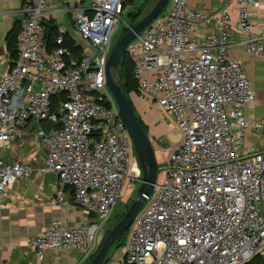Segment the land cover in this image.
<instances>
[{
	"label": "built area",
	"instance_id": "2783aa9c",
	"mask_svg": "<svg viewBox=\"0 0 264 264\" xmlns=\"http://www.w3.org/2000/svg\"><path fill=\"white\" fill-rule=\"evenodd\" d=\"M126 0H23L8 70L0 77V198L13 182L29 179L28 162H7L2 150L31 121L45 152L39 168L56 177V202L94 215L75 224L58 219L40 230L30 248L80 250L87 262L99 250L127 180L142 177L132 137L109 89L106 66ZM236 26L248 55L264 57V34L254 31L261 0H235ZM86 41L82 58L66 45L70 30ZM218 33L193 38L214 13L169 0L164 11L132 40L141 97H151L174 120L178 145L165 173L135 217L118 264H243L264 254V150L241 154L248 130L264 138V118L246 113L254 92L243 63L231 53L233 19L225 1L217 11ZM58 24L57 45L48 50L45 22ZM78 41V40H77ZM81 44L80 41H78ZM22 90V99L16 93ZM62 95V96H61ZM59 98L55 110L54 99ZM53 120L45 133L41 124ZM149 200V199H148ZM0 264H12L0 261Z\"/></svg>",
	"mask_w": 264,
	"mask_h": 264
},
{
	"label": "crops",
	"instance_id": "0c3cea01",
	"mask_svg": "<svg viewBox=\"0 0 264 264\" xmlns=\"http://www.w3.org/2000/svg\"><path fill=\"white\" fill-rule=\"evenodd\" d=\"M157 1L139 0L141 4H151L152 7ZM225 1L230 4V14L233 19L231 38L234 45L230 51L243 63L254 92V99L248 104L246 113L254 118H264V57L246 53L244 44L246 36L236 26L238 9L235 0H190V5L201 8L208 13H216L215 20L197 26L192 37L202 39L213 33H218L217 11ZM22 2L23 0H0V77L8 70L14 53L16 29L23 17ZM68 19L64 13L59 16V20L66 23H68ZM252 19L254 31L264 34V0H261V5L255 10ZM74 38L85 45L79 37L75 36ZM132 97L136 99L135 95ZM16 98L22 99V90L16 93ZM140 108L143 110L141 113L143 119L147 120L148 115L144 114L146 112L142 107ZM158 125L153 123L149 127L154 131ZM38 127L36 123L31 121L23 128L21 135L1 152V157L5 161L28 162L34 166L36 171L29 179L13 182L11 193L6 200L0 198V261H7L12 264H86L88 261H83V253L80 250L49 249L45 251L44 258L39 259L30 248V240L55 220L64 219L69 224H75L83 218L92 219L94 217V215L89 216L86 210L72 203L70 188H67L65 193L70 204L62 207L56 202V177L50 173L43 174L39 170L44 164L45 152L37 134ZM158 136H163L167 142V147L162 149L167 150V152H171L181 138L176 127L172 130L166 128ZM263 150L264 138L253 130H248L240 153L247 154ZM106 234L107 232L99 235L100 244ZM123 254L118 257L108 254V259L104 264H118Z\"/></svg>",
	"mask_w": 264,
	"mask_h": 264
},
{
	"label": "water",
	"instance_id": "95a60500",
	"mask_svg": "<svg viewBox=\"0 0 264 264\" xmlns=\"http://www.w3.org/2000/svg\"><path fill=\"white\" fill-rule=\"evenodd\" d=\"M168 2L169 0H158L147 14L124 32L116 41L108 58L106 66L107 84L129 129L135 151L141 164L142 177L140 178L141 186L139 187L137 197L130 204L123 217L107 233L100 244L98 252L89 264L105 263L113 244L123 233L128 231L135 217L153 194L159 173L164 169V166L160 165L157 160L151 139L138 118L132 100L128 98L122 86L115 79L113 70L124 57L128 44L134 40L137 35L141 34L145 28L164 11ZM54 126L55 122L53 120H48L41 124V128L45 133H49ZM261 264H264V261Z\"/></svg>",
	"mask_w": 264,
	"mask_h": 264
},
{
	"label": "rangeland",
	"instance_id": "374dc122",
	"mask_svg": "<svg viewBox=\"0 0 264 264\" xmlns=\"http://www.w3.org/2000/svg\"><path fill=\"white\" fill-rule=\"evenodd\" d=\"M137 6H139L138 3L135 6L133 4H130V6L128 5L126 7V11H125V14H124V19H125L126 22H129L128 21V17H127V13L129 11L133 10V8H135ZM151 9H152V5L151 4H149V5L145 4L144 12L140 16L139 19H141L145 14H147ZM124 26H126V24L123 23V22H121L119 24V27H118V29L116 31V34H115L114 38H113V46L116 43V41L124 33ZM68 28H69L70 33L72 35H75L76 37H79L81 39L80 35L76 31H74V29H72V26L69 23H68ZM83 42L86 44V41L83 40ZM113 74H114L115 79L119 82V84L123 83V80H121V68L120 67L116 68L113 71ZM134 95L136 96V99H134L132 97ZM130 98H131V100L134 103L133 105H135L134 107H135L137 115L139 117H141V119L144 121V123L147 126L148 135H149V137L151 139V142L153 144V147L155 149V153H156L157 160H158L159 164L164 166L165 162H167V160H168L169 154L168 153L163 154V153H160V151L164 147H167V142L165 141L163 136H158V134L160 132L164 131V129H166V128L167 129L169 128V129L172 130L175 127L174 120L172 119L171 115L165 109H163L157 103V101L154 100L153 98L147 97V96L141 97L138 92L130 93ZM140 107H142L145 110L146 113H144V114L148 115V119L147 120L143 119L142 114H141L143 112V110ZM153 123L159 124L158 127L156 128V130H154V131H152L151 127H149V126H152ZM164 173H165V170L164 169L161 170V172L159 173L157 181L161 180V178L164 175ZM140 186H141V180L140 179L127 180L125 182V184L123 186L122 196L119 199V201H118V203H117V205L115 207V211H114V214H113L112 222L110 223V229H112L114 227V225L118 222V219L126 213V211L128 210L130 204L137 197ZM152 196H153V194H152ZM152 196L149 198L148 201H150ZM148 201H147V203H148ZM146 204H145V206H146ZM129 234H130V229H128V231H126L125 238L123 240L119 241V242H122V243L126 244L128 239H129ZM124 244L122 246H120V247L118 245V242L113 244V246L110 249L109 256L118 257V256L122 255L123 254V246H124ZM89 261H91V259Z\"/></svg>",
	"mask_w": 264,
	"mask_h": 264
},
{
	"label": "trees",
	"instance_id": "16d2710c",
	"mask_svg": "<svg viewBox=\"0 0 264 264\" xmlns=\"http://www.w3.org/2000/svg\"><path fill=\"white\" fill-rule=\"evenodd\" d=\"M135 3L136 4L138 3L139 6L133 8V10H131V11H129L127 13V17H128V21H129L127 23L130 26H133L138 21V19L140 18V16L144 12L145 4H141L139 2V0H126L125 6H128V5L130 6V4H133L135 6L136 5ZM45 26H46L45 39H46V43H47V48H48V50H52L57 45V41L56 40H57V36H58V24H57V22L54 19H49V20H47L45 22ZM128 29H129L128 26H124V32H126ZM66 45L70 48V50L73 52V54L75 55V57L82 58V54H83V51H84V46L82 44H79L78 41H77V39H75L71 35V33L68 34V38H67V41H66ZM134 66H135V63L125 53V55L122 58V60L114 68V70L116 68H118V67L121 68V80H123V83H120V84H121V86H122L125 94L128 96V98H130V93H132V92H139L137 82H136V80L134 78ZM59 98L60 97H56L54 99V107H53V110H55L57 108L58 102H59ZM130 100H131V98H130ZM138 118H139V120H140L143 128L148 133V129H147L146 124L141 119V117L138 116ZM122 217L123 216H121L118 219V221ZM110 230L111 229L109 228L108 231H107V233ZM125 234H126V232L123 233L122 236H120L118 238V240L115 242V243L118 242L119 247L124 244V243L119 242V241H121V240H123L125 238ZM107 259H108V257H107ZM263 261H264V254H257L251 260H249V261H247V262H245L243 264H261ZM89 262L90 261H88L86 264H89Z\"/></svg>",
	"mask_w": 264,
	"mask_h": 264
}]
</instances>
